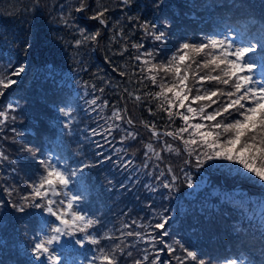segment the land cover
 Masks as SVG:
<instances>
[{
	"label": "trees",
	"instance_id": "trees-1",
	"mask_svg": "<svg viewBox=\"0 0 264 264\" xmlns=\"http://www.w3.org/2000/svg\"><path fill=\"white\" fill-rule=\"evenodd\" d=\"M64 1L0 0V72L11 71L21 63L26 64L25 72L18 78L13 77L18 83L0 98V110H6L8 103L19 100V108L11 112L10 116L24 111L22 117H16L15 121L10 119L0 134V146L9 158L8 165L6 161L0 162V200L4 201L3 206H0V232L9 233L14 224L20 225L21 233L25 231L29 208L26 207L25 212L21 213L12 204L18 203L19 195L27 193L28 185L14 176L20 172L30 177L29 166H36L42 159V133L48 129L58 153L57 158L63 160L66 167L70 169L71 164L90 165L79 174L76 182L73 180L72 186L75 195L81 197L79 206L88 211L90 217L101 222L93 229L96 235H104L106 230L111 235L119 236L122 225L133 220L154 225L159 222L157 214L163 212L170 217L166 226L169 232V236L165 237L167 243L179 240L189 250L195 251L199 259L224 261L228 256H233L235 259L244 257L245 261L253 264H264V220L252 216L257 215L251 207L252 203L242 205L223 199L221 194H213L217 186L229 193L240 194L249 190L259 192L262 189L240 173L214 169L208 163L197 168L195 157L191 158L192 163L186 164L189 156L181 142L162 135L161 141L167 140L181 147L180 155L165 152L163 159L155 165L164 169L166 165H171L179 177L171 188H164L163 183L168 182L172 174L165 179L155 167L151 169L150 164L144 167V144L157 140L151 137L149 130L140 122L155 123L163 134L173 130L181 120L177 117L173 123L166 113L157 110L156 102L146 99L135 103L124 91L128 89L129 92L136 91L142 95L159 90L147 80L138 83V65L141 62L134 59L136 55L155 48L158 52L157 60H166L185 40L201 42L198 33L204 34L205 29L216 20L225 22L233 19L246 35L259 34L264 30V0H132L127 7L118 6L119 0H110L112 11L109 13L107 27L89 20L87 17L91 13L72 10L70 20L73 25L52 23L54 20L51 15ZM89 4L92 8L96 7L95 0H89ZM35 6L40 12L39 16L32 10ZM51 6L54 7L53 12L50 11ZM237 8L242 12L235 10ZM127 17L139 19L129 20ZM250 17L256 18L258 24L249 20ZM116 21H119L118 25ZM145 21L165 31L167 43L154 41L146 35L139 27ZM77 26L90 33L100 29L98 43L89 42L77 47L74 43L80 38ZM252 26L257 27L254 29ZM120 28L124 30L123 36L120 35ZM133 43L143 44L144 48L138 52L130 46ZM125 44L129 45L128 50L120 55ZM122 71L129 75L122 76ZM30 82L32 86H29ZM69 82L88 92V100L100 97L98 105L108 101L107 110L114 106L128 110L126 115L133 117L136 121L134 129L140 133L138 140L129 143L123 151L124 155L130 156L131 163L122 162L118 156L114 159L104 147L97 145V136L90 138L84 130L65 133L62 127L53 129L52 124L65 118L60 106L66 100L69 102L68 109L73 106V91ZM149 107L157 111V115L149 113ZM82 111L77 106L71 116L66 117L69 128L76 129L74 122L80 120V117L86 121L89 114L83 115ZM99 119L96 117V123ZM18 120L24 123L17 124ZM32 123L33 126L29 127ZM76 125L84 128L81 121ZM12 128L19 135L11 132ZM14 135L16 143L12 142ZM103 135L107 136L105 132ZM121 136V131H115L111 139L114 143H121ZM161 141L157 142L160 144ZM25 145L31 146L33 152L24 150ZM18 165L21 166L19 169ZM185 174L191 177V187L188 186ZM7 187L15 188L18 194L8 197L3 190ZM85 189L91 191L87 204L84 203V196L88 192ZM133 228L141 230L135 226ZM134 239L129 237L127 241L131 243ZM113 243L112 240H102L99 246L93 245L90 261L97 264L95 257L99 256L100 248H108ZM174 246L177 247L176 253L165 251L160 254H164L161 259L163 262L172 260L173 255L182 256L183 252ZM138 247L144 248L146 245L139 244ZM136 258L139 256L136 255ZM120 264H132V260L125 255L120 257Z\"/></svg>",
	"mask_w": 264,
	"mask_h": 264
},
{
	"label": "snow or ice",
	"instance_id": "snow-or-ice-1",
	"mask_svg": "<svg viewBox=\"0 0 264 264\" xmlns=\"http://www.w3.org/2000/svg\"><path fill=\"white\" fill-rule=\"evenodd\" d=\"M95 2L96 7L92 8L89 0H76L72 11L91 13L87 17L89 20L107 27L109 13L112 11L110 0H95ZM131 3L132 0H119L118 6L127 7ZM70 17L71 13L67 17L61 14V20L66 26H70ZM127 19L139 18L127 17ZM116 24L118 25L119 21H116ZM139 27L154 41L167 43V33L160 31L156 24L145 21ZM78 30L80 38L74 41L77 47L89 42L98 43L101 36L100 29L91 33L87 29ZM119 31L123 36V28ZM128 46V44L124 45L120 55L128 50ZM130 46L138 52L144 48L143 44L133 43ZM157 56L158 52L153 48L136 55L134 59L141 62L138 65L140 73L138 83L147 80L159 90L138 95L136 91L129 92L128 89H124L135 103L150 99L156 102L159 112L167 114L170 121L174 123L177 117L182 121L180 126L163 134L155 123L141 121L140 123L151 133V137L160 141L163 135L181 142L183 150L189 156L185 161L186 164L192 163V157H195L197 168L209 161H229L241 166L236 169L237 172L243 170L264 182V30L256 35H242L239 42L229 36L220 38L216 35L207 36L199 43L185 40L166 60H157ZM25 70L26 64L21 63L11 71L0 72V98L18 83L13 77H20ZM120 74L129 75L124 71ZM100 91L103 92V89ZM99 100L100 97H96L90 101V104L98 106L102 111L108 107V101L105 100L98 105ZM18 107V103L10 102L6 105V110H0V134L4 132L10 119L15 121L16 116H10V113L15 112ZM147 110L152 115H157V111L153 108L149 107ZM61 111L66 117L71 116L70 111L63 109ZM93 111H96V108H93ZM127 111L126 108L114 107L111 116L106 120L107 127L104 132L111 136L115 131H123L125 134L121 136V142L137 141L140 133L134 130L136 121L132 116L126 115ZM197 118L198 122H196ZM123 124L133 126V129L122 128ZM11 131L19 135L15 128ZM104 132L93 129L92 135H103ZM12 142L16 143L15 135L12 137ZM144 148V167H148V161L151 160L149 153L157 160L163 159L161 153L165 151L181 154V147L167 141L163 142L160 151H157L151 142L145 144ZM24 150L33 152L31 146L27 145L24 146ZM117 151H125V149H117ZM8 159L0 146V162ZM39 163L43 169L39 181L30 184L27 193L19 195L18 203L12 204V207L21 213L25 212L26 207L39 208L48 214V218H54L52 220L45 218L44 223L49 227L51 234L38 238V242L33 246V252L38 258L45 256L49 264H61V257L53 250V246L59 243L63 236L82 233V239L70 243L83 245L89 242L99 246L102 240L114 241L110 247L100 248L99 256L95 257L99 264H120V257L125 255L132 260V264H165L160 254L165 251L170 254L176 253L177 247L174 245L183 252V256L173 255L172 259L176 264H186L190 260L197 261L198 264H208L206 260L199 259L197 253L189 250L181 241L174 240L172 244L167 243L165 237L169 236V232L166 226L170 217L163 212L157 214L159 222L154 225L133 220L122 225L119 236L109 233L93 234L90 230L99 225L100 220L77 210L81 197L68 191L69 185L73 183V177L77 175V170L62 166L59 160L54 162L52 158L42 159ZM87 167L90 165L83 164L80 171ZM167 171L172 175L168 182L163 183V187L171 188L179 177L175 175L171 165L167 166ZM163 175L164 173L161 172V176ZM185 178L188 186L191 187V177L185 174ZM3 190L8 197L18 194L13 187ZM3 204L4 201L0 200V206ZM133 226L141 230H135ZM129 237H134V241L129 243L127 241ZM139 244H144L146 247L139 248ZM134 251L139 258H136ZM90 264H94V261H90ZM166 264H172V260L167 261ZM225 264H239V261L228 259Z\"/></svg>",
	"mask_w": 264,
	"mask_h": 264
},
{
	"label": "rangeland",
	"instance_id": "rangeland-1",
	"mask_svg": "<svg viewBox=\"0 0 264 264\" xmlns=\"http://www.w3.org/2000/svg\"><path fill=\"white\" fill-rule=\"evenodd\" d=\"M74 2H76V0H66V1L62 2L60 4L59 8L56 9L54 11V13L51 15V18L54 20V22H52V23H54L56 25H60V26H65V24L61 20V14L63 13L67 17L68 14L71 13V10H72L71 7H72L73 4H75ZM53 8H54L53 6L50 7V9H51L50 11L51 12H53ZM32 10L36 11L35 14L37 16L40 15V12L37 10L36 6L33 7ZM235 10L242 12L241 9H235ZM249 20H253L256 24L258 23L256 18L250 17ZM72 22L73 21L69 19V24L70 25L72 24ZM74 25H76V24H74ZM78 29H83V28L78 27ZM93 32H95V31L93 30ZM91 51L93 52L94 49L91 48ZM93 54H94V52H93ZM32 84L33 83H31V85H29V86H32ZM68 85L72 88L71 90L73 91V99H72V100H74L73 101V106L71 108L69 107V109H68L67 106H68L69 102H68V100H66L65 104L63 103V105L60 106V109H63L64 111L72 112V111H74V108L79 106L80 109H83V111H82L83 113L82 114L83 115L89 114V116L86 119V121H84L83 118H81V117H80V120H78V121L75 120L74 126H75L76 129L69 128L70 124L67 123L66 116H65V118L63 117V119L62 118L59 119L61 122H63V124H61L60 121H58L57 124H52L51 126L53 127V129H58L57 126L62 127L61 130H62V132H65V133L78 132L79 130H81V131L84 130V132H87L89 134L90 138H95V136L92 135V130L95 129L97 132H104V129L107 127L106 120H107V118L109 116H111V112H112L113 108L114 107H119L120 108V106H114L113 108H109L108 110L106 108H104L101 111V109L97 108L96 105H91L90 104L91 98L88 100V98H87V94H89L88 92L86 93V91L84 89H82L81 87L76 86L75 83L73 85L72 82L71 83L69 82ZM32 88H36V87H32ZM12 98H14V97H12ZM77 99H79V101H76ZM75 101H76V103H75ZM16 102L18 103L19 100L17 99ZM93 108H96V111H93ZM181 111H183V109H181ZM23 115H24V111H19L17 114H14V116H16V117H22ZM63 115H64V112H63ZM96 117L100 118L97 123H96ZM80 121L84 125L83 129H82V127L76 125ZM196 122H198V119H197ZM23 123L24 122H22L21 120L17 121V124H23ZM33 124L34 123H32L29 127L33 126ZM181 124H182V121L180 123H177L175 127H178ZM122 128H130V130L133 129V128L128 127L126 125H124V126L122 125ZM134 130L137 131L138 129H134ZM121 132H122V135L125 134L123 131H121ZM105 134L107 136H105V135H96L97 136V139H96L97 145H99L100 147H104L107 150V154H112L114 159H116V157L118 156V157H120L119 160H121L122 162L128 163L129 161H131L130 156L124 155L123 151H119L118 152L117 149H125L126 150L127 149L126 146H128L129 143L133 144L134 141H124V142H121V143H114L113 139H111L113 137V133H112L111 136H109L106 132H105ZM164 141H167V140H162L160 144L157 141H155V142L154 141H149V142L153 143V145L155 146L157 151H160V149L163 147V142ZM149 142H146L145 144H147ZM167 142L170 143V144H173L174 146H177L173 142H170V141H167ZM143 150L145 152V148H143ZM165 152H167V151H165ZM165 152H162L161 155L163 156L165 154ZM167 153H169V152H167ZM149 156L151 157V160L148 161V164H150V168L152 169V168L155 167V165H156L158 160L154 156H152L151 153H149ZM35 159H36V157L33 158V160H35ZM53 161L56 162V159L53 158ZM31 162L32 161H30V163ZM8 164H9V162L6 161V165H8ZM211 164L222 165V166H212V168H214V169L225 170L224 172H231L233 174L240 173L241 176L247 177L249 182H251L252 184H255L256 186H258L259 188L262 189L259 192L249 190L245 194H240V193H229L226 189H223L220 186H217L216 188L213 189V194H221L223 199H227L229 201L231 200L233 202H237V203H240L242 205L252 203V206H251L252 209L255 212H257V215H252V216L253 217L254 216L257 217L260 220H264V182L260 181L258 177H254L251 174H249L247 172H244L243 170H241V172H237L236 169L237 168H241V166L237 165V164H234L232 162L223 161V160L209 161L208 165H211ZM61 165L65 166L64 164H61ZM20 167L21 166L18 165V169ZM81 168H82V166H79V165H76V166L74 164L70 165V169L77 170V175L75 177H73L74 181L78 178L79 174L84 171V168H83L82 171H80ZM155 170L159 172L160 176H161V172H163L164 175L162 177L165 178V179L168 178L172 174V173H169L167 171V165L165 166V169L161 168V167H155ZM14 177L18 181L23 182L24 184H27L29 186V182L30 181H29L28 174H27V176H25V175H22L20 172H16ZM85 190L88 191L86 193V195L84 196V201H85L84 203L87 204L88 201H89L88 199H89V195H90L91 191H89L87 189H85ZM68 191L71 193L69 188H68ZM60 199H64V197H60ZM247 208H248V206H246V209ZM77 210H79V209H77ZM46 218H48V214L47 213H46ZM48 219L52 220L54 218H48ZM13 231L18 232L17 226L13 227ZM105 233H107L106 230H105ZM49 234H51L50 233V229H49L48 226H46L45 228H42V235L40 236V238H42L45 235H49ZM65 237L68 239V236H65ZM81 237L83 238V234H82ZM75 240H77V239H75ZM128 242L130 243V241H128ZM0 244H1V241H0ZM61 246H64L62 238H61V241L59 243H57V244H55L53 246V250L56 252V254L60 255V257L64 260V264H70V263L71 264H80L82 259L86 258V257H87L86 261L88 262L89 255H90V253H88V252L86 253L85 256L82 257V259L77 258L75 260L69 261L67 258H64L59 253L60 250H61ZM163 256H164V254L161 256V259L163 258ZM182 256H183V254H182ZM42 258H43V261L38 259L40 264H49V262L47 261V258L45 256H42ZM15 260H16V258H15V256H13L10 260H8V263L9 264H13L15 262ZM204 260H206L208 262V264H214L213 260H210V259H204ZM167 261H169V260H167ZM87 262H85V264H87ZM174 262H176V261L174 259H172V264H174ZM97 264H99V261H97ZM186 264H189V261H187ZM190 264H198V262L190 260ZM239 264H247V263H242L241 262Z\"/></svg>",
	"mask_w": 264,
	"mask_h": 264
}]
</instances>
